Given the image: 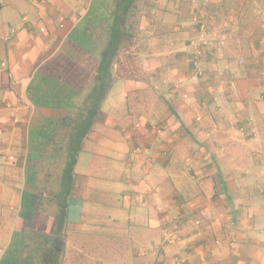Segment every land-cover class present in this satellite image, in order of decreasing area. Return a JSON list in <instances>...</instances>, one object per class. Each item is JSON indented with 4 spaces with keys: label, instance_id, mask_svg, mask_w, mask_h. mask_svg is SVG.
Segmentation results:
<instances>
[{
    "label": "crops",
    "instance_id": "1",
    "mask_svg": "<svg viewBox=\"0 0 264 264\" xmlns=\"http://www.w3.org/2000/svg\"><path fill=\"white\" fill-rule=\"evenodd\" d=\"M0 52V264H264V0H0Z\"/></svg>",
    "mask_w": 264,
    "mask_h": 264
},
{
    "label": "trees",
    "instance_id": "2",
    "mask_svg": "<svg viewBox=\"0 0 264 264\" xmlns=\"http://www.w3.org/2000/svg\"><path fill=\"white\" fill-rule=\"evenodd\" d=\"M120 27H117V31H116V35L119 36L120 35ZM106 70V69H105ZM107 82H105L104 84V89H106L107 87ZM86 127H89V125ZM87 130H83L80 132H82L81 134L84 135L86 133ZM80 143L81 140H71V142H69V150L66 149L67 153L65 158H61L62 161H60V166H63L62 169V173H61V180H60V185L53 190L52 192H54V199L56 201V206H57V212L55 213L56 215V221H55V228L57 231H62L63 227H64V223L66 221V214H67V209H68V197L69 194L71 192V183H72V179H73V174H74V165L76 163L77 160V152L80 148ZM57 160V158H56ZM59 161V160H57ZM63 162V163H62ZM51 175V174H50ZM56 176V174H55ZM54 176V177H55ZM50 177V176H49ZM53 202H50V205H53ZM46 243L47 241H45V264H60V260H59V256H60V251H56L55 249H48L46 247ZM25 247L26 244H24ZM38 254L35 253H27L26 256V260H29L30 258H28V256H34L35 259H37ZM30 261H32V259H30Z\"/></svg>",
    "mask_w": 264,
    "mask_h": 264
},
{
    "label": "rangeland",
    "instance_id": "3",
    "mask_svg": "<svg viewBox=\"0 0 264 264\" xmlns=\"http://www.w3.org/2000/svg\"><path fill=\"white\" fill-rule=\"evenodd\" d=\"M2 57H3V55L0 52V60L3 59ZM116 74L117 73H115V69H114L115 77L117 76ZM120 94H121V85H120V81L117 79L115 82V86L113 88V91L111 93L110 99L111 100L118 99ZM74 234L75 233L71 234L70 238H68V241H67L63 251L62 252L60 251L61 252L60 256H59V260L61 261L60 264H98L99 259H102V260L105 259L106 254L101 253V254H99V255H101V257H96L97 253L95 255V252H92V251H94V249L91 250V247L89 246V244L91 242V240H89V239L91 236L89 235L90 233H88V231L85 235L81 236L82 243L87 244L85 250H83L82 252H78L76 249L71 247V245H69L70 239L72 238L71 244H74L75 243L74 241H77V239L79 238V237H75ZM103 234H106V233L103 232ZM36 245L37 244L35 242L34 246H36ZM29 248H30V246H29ZM32 249H33V247H32ZM89 249L91 250V252L88 251ZM100 250H102V249L100 248ZM123 258H124V256H123ZM38 264H42V263H38Z\"/></svg>",
    "mask_w": 264,
    "mask_h": 264
},
{
    "label": "built area",
    "instance_id": "4",
    "mask_svg": "<svg viewBox=\"0 0 264 264\" xmlns=\"http://www.w3.org/2000/svg\"><path fill=\"white\" fill-rule=\"evenodd\" d=\"M197 22H199L200 29L203 31L202 34L204 35V37L202 38V43L200 47L207 49L209 46L208 32L203 22H200V21H197ZM196 47H199V46L197 45ZM201 54H202V51L200 49H197V51L194 53V56H193V66L199 74L203 72ZM3 65H5V63H3ZM134 151L138 152L139 148H135ZM165 234L167 235L168 233L165 232Z\"/></svg>",
    "mask_w": 264,
    "mask_h": 264
},
{
    "label": "water",
    "instance_id": "5",
    "mask_svg": "<svg viewBox=\"0 0 264 264\" xmlns=\"http://www.w3.org/2000/svg\"><path fill=\"white\" fill-rule=\"evenodd\" d=\"M49 239L57 245V250L62 249L64 239H65L63 236L49 235Z\"/></svg>",
    "mask_w": 264,
    "mask_h": 264
}]
</instances>
